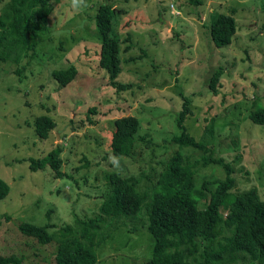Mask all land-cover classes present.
Masks as SVG:
<instances>
[{
    "label": "rangeland",
    "instance_id": "obj_1",
    "mask_svg": "<svg viewBox=\"0 0 264 264\" xmlns=\"http://www.w3.org/2000/svg\"><path fill=\"white\" fill-rule=\"evenodd\" d=\"M198 1L88 0L78 15L68 0L51 1L47 33L35 51L17 64L0 61V179L9 186L0 199V254L21 256V264L53 263L55 243L21 234V222L51 223L56 229L70 223L72 213L93 216L110 188L107 175L116 172L133 178L139 191L151 189L177 151L195 169L198 190L205 181L225 177L221 165L203 164L210 154L232 164L233 193L254 189L264 202V126L246 116L254 104L264 105L263 0ZM6 2L0 0V14ZM103 4L116 10L113 32L120 39L121 70L114 84L98 63L100 35L93 17ZM231 8L236 33L230 44L216 47L208 31L211 14H228ZM69 64L76 65L77 75L60 85L49 72ZM218 67L222 72L213 94L209 78ZM117 83L129 86L119 89ZM182 94L192 109L186 130L204 140L208 152L173 140L180 132ZM42 114L55 122L46 138L33 126ZM123 115L137 117L139 128L132 155H116L120 167L115 168L109 162L111 131L114 119ZM212 117L211 138L204 127ZM56 145L61 177L54 178L48 166L30 170L29 157L40 158ZM144 221V211L127 219L98 248L96 264L147 260L154 240Z\"/></svg>",
    "mask_w": 264,
    "mask_h": 264
},
{
    "label": "trees",
    "instance_id": "obj_2",
    "mask_svg": "<svg viewBox=\"0 0 264 264\" xmlns=\"http://www.w3.org/2000/svg\"><path fill=\"white\" fill-rule=\"evenodd\" d=\"M51 1L55 0H7L0 14V61L19 63L28 51H35L37 44L47 33ZM199 4L198 0H187ZM264 8V0H263ZM212 12L208 26L209 37L216 47L231 43L236 33L234 14ZM116 10L111 5H100L93 17L100 35L98 63L115 82L121 70L120 39L113 32ZM264 33V21L260 24ZM130 37L127 35L126 41ZM130 45L124 47L128 50ZM18 73L19 69H15ZM76 65L54 68L49 74L60 85L75 79ZM222 67L210 75L209 87L217 93ZM128 84L117 83L119 89ZM264 89V82H263ZM177 115L179 134L173 140L179 146H189L208 152L204 140H197L185 127L187 115L192 113L187 96ZM95 109H90L94 112ZM254 124L264 126V105L254 104L246 114ZM204 134L213 136L214 118H209ZM111 131V152L117 156H131L136 141L139 120L132 115L114 119ZM34 131L46 138L55 122L48 115L37 116ZM61 148L56 145L40 158L29 157L32 171L48 166L54 178L61 177ZM213 162L222 166L225 177L218 181H205L201 191L196 187L195 169L188 157L177 151L167 159L151 189H137L133 178H122L116 172L107 175L108 186L102 195L99 212L93 216L72 213L70 223L54 229L51 223L38 225L21 222V234L34 238L38 243H55L53 263L44 264H96L97 250L111 240L126 220L144 211L143 228L154 240L150 256L142 264H264V202L254 189L239 194L232 192L235 180L233 167L222 157L203 156V164ZM205 190V191H204ZM9 193V186L0 179V199ZM141 210V211H140ZM135 225V224H134ZM133 230L137 229L136 226ZM52 231H49V229ZM23 258L15 254H0V264H21Z\"/></svg>",
    "mask_w": 264,
    "mask_h": 264
},
{
    "label": "clouds",
    "instance_id": "obj_3",
    "mask_svg": "<svg viewBox=\"0 0 264 264\" xmlns=\"http://www.w3.org/2000/svg\"><path fill=\"white\" fill-rule=\"evenodd\" d=\"M68 5L70 9L73 11V13L78 15L82 12V10L88 7V0H68ZM109 162L115 168L120 167V160L116 155H111L109 157Z\"/></svg>",
    "mask_w": 264,
    "mask_h": 264
}]
</instances>
